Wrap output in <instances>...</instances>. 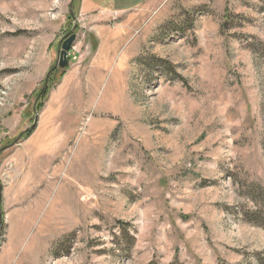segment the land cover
Segmentation results:
<instances>
[{"label": "rangeland", "instance_id": "obj_1", "mask_svg": "<svg viewBox=\"0 0 264 264\" xmlns=\"http://www.w3.org/2000/svg\"><path fill=\"white\" fill-rule=\"evenodd\" d=\"M42 1L0 0V264H264V0Z\"/></svg>", "mask_w": 264, "mask_h": 264}, {"label": "crops", "instance_id": "obj_2", "mask_svg": "<svg viewBox=\"0 0 264 264\" xmlns=\"http://www.w3.org/2000/svg\"><path fill=\"white\" fill-rule=\"evenodd\" d=\"M27 2L30 0H26ZM146 0H135V2H131V0H82V10L87 14L91 12H107L111 10L123 12L127 10L128 8H131L133 6L140 5L142 2ZM44 3H50L51 7L54 9H57L58 19L53 24H48L49 28H53L56 25L55 30L47 31V38L48 39H54L56 35L59 33L61 27L66 24L67 18L65 17L64 11L67 5H69L70 0H44L42 1V4ZM46 15V12L43 13ZM57 32V33H56Z\"/></svg>", "mask_w": 264, "mask_h": 264}, {"label": "water", "instance_id": "obj_3", "mask_svg": "<svg viewBox=\"0 0 264 264\" xmlns=\"http://www.w3.org/2000/svg\"><path fill=\"white\" fill-rule=\"evenodd\" d=\"M73 1L74 0L71 1L70 8H72ZM71 11H72V9H71ZM75 28H76V26L70 32H68L66 35H64L61 38V40L59 41L56 63L48 71V73L46 75L44 86H43V88H42V90H41L40 94L38 95V98H37V100L35 102V106H34L35 110H36V106H37V102H38L39 98L46 92V90L48 88V81H49V78H50L51 74L57 68H65L69 64V54H70L71 48H72L73 43L75 42L76 36H77L73 32ZM37 121H38V113L36 112L35 113V121H34L33 125L31 127L27 128L21 134H23L25 132L27 133L31 129H33L37 125ZM21 134L16 138V140L13 143V145L18 141V139L20 138ZM1 198H2V195H1V187H0V202H1ZM0 216H1V209H0ZM1 225H2V220L0 219V230H1Z\"/></svg>", "mask_w": 264, "mask_h": 264}, {"label": "trees", "instance_id": "obj_4", "mask_svg": "<svg viewBox=\"0 0 264 264\" xmlns=\"http://www.w3.org/2000/svg\"><path fill=\"white\" fill-rule=\"evenodd\" d=\"M31 132H32V129L25 134V137L29 136L31 134Z\"/></svg>", "mask_w": 264, "mask_h": 264}]
</instances>
